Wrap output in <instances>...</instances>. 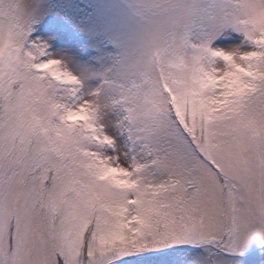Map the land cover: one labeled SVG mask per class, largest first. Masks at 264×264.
<instances>
[{
    "label": "snow or ice",
    "instance_id": "obj_1",
    "mask_svg": "<svg viewBox=\"0 0 264 264\" xmlns=\"http://www.w3.org/2000/svg\"><path fill=\"white\" fill-rule=\"evenodd\" d=\"M133 4L110 100L0 0V264H264V0Z\"/></svg>",
    "mask_w": 264,
    "mask_h": 264
},
{
    "label": "rangeland",
    "instance_id": "obj_2",
    "mask_svg": "<svg viewBox=\"0 0 264 264\" xmlns=\"http://www.w3.org/2000/svg\"><path fill=\"white\" fill-rule=\"evenodd\" d=\"M35 12L30 39L36 35L47 45L49 57L61 59L63 66L81 79L85 92L99 90L101 99H115L111 87L116 82L119 60L141 25L133 0H29ZM202 29L189 32L192 42L210 48L248 50L251 44L231 27L220 30L210 41ZM119 117L118 105L105 113ZM250 247H255L251 245Z\"/></svg>",
    "mask_w": 264,
    "mask_h": 264
},
{
    "label": "clouds",
    "instance_id": "obj_3",
    "mask_svg": "<svg viewBox=\"0 0 264 264\" xmlns=\"http://www.w3.org/2000/svg\"><path fill=\"white\" fill-rule=\"evenodd\" d=\"M255 2L256 0H239L240 7L236 9V11L240 15L241 19L244 18L243 16L244 10L250 8ZM177 40H179V32L177 33ZM228 51H246V50H241L239 48L233 47L231 50Z\"/></svg>",
    "mask_w": 264,
    "mask_h": 264
}]
</instances>
